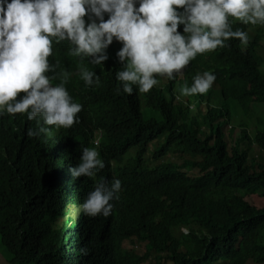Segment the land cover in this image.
Returning a JSON list of instances; mask_svg holds the SVG:
<instances>
[{
    "label": "trees",
    "instance_id": "1",
    "mask_svg": "<svg viewBox=\"0 0 264 264\" xmlns=\"http://www.w3.org/2000/svg\"><path fill=\"white\" fill-rule=\"evenodd\" d=\"M229 20L233 30L254 34L246 52L231 39L218 47L223 52L197 54L166 85L160 86L158 76L147 93L136 87L131 95L122 88L116 92L122 44H111L101 65L87 56L72 58L65 43L55 46L49 62L59 61L56 72L71 74L65 87L82 105L78 122L49 126L51 136L29 138L35 120L0 111V235L10 264H145L152 253L155 264H264V208L246 201L255 194L264 198V164L251 159L248 149L257 145L264 152V131L252 139L242 130L231 151L223 131L234 111L247 113L255 100L264 104L263 59L256 53L264 29ZM81 64L99 76L98 86L80 78ZM205 71L216 76L208 92L179 95L182 85L190 87ZM193 104L203 116L193 114ZM163 137L153 158L172 153L181 163L151 167L149 147ZM81 146L96 148L105 162L95 178L74 179L69 171L79 163ZM187 167L200 169V175L181 170ZM100 177L121 181L111 214L81 211L75 218L72 210ZM128 242L146 252L130 249Z\"/></svg>",
    "mask_w": 264,
    "mask_h": 264
},
{
    "label": "clouds",
    "instance_id": "2",
    "mask_svg": "<svg viewBox=\"0 0 264 264\" xmlns=\"http://www.w3.org/2000/svg\"><path fill=\"white\" fill-rule=\"evenodd\" d=\"M230 17L253 27L260 24L257 31H263L264 0H0V111L26 113L28 120H35L37 127L27 131L29 138L51 136L49 126L71 128L82 105L66 90L71 74L56 72L59 61L49 62L57 44H67L72 58L87 56L97 65L108 60L111 44H122L116 53L122 64L115 73L116 92L122 88L131 95L136 87L147 93L158 84V76H181L197 54L223 52L218 47L231 39L246 52L255 38L233 30ZM263 38L258 39V56ZM78 75L87 86L100 84L99 76L82 64ZM57 78L60 83L53 85ZM215 80L211 72L197 73L190 87L181 86L179 95L204 94ZM21 92L26 95L17 100ZM80 150L79 163L70 173L74 179L95 178L106 167L104 160L94 147ZM120 190L119 179L100 177L79 210L107 217L113 208L110 201L118 199ZM81 252L86 254L85 249Z\"/></svg>",
    "mask_w": 264,
    "mask_h": 264
},
{
    "label": "rangeland",
    "instance_id": "3",
    "mask_svg": "<svg viewBox=\"0 0 264 264\" xmlns=\"http://www.w3.org/2000/svg\"><path fill=\"white\" fill-rule=\"evenodd\" d=\"M260 28V24L254 25L255 31H257ZM250 35V34H249ZM254 35V34H252ZM115 42H117L116 39H114ZM259 56L262 57L264 61V38L262 45L260 49L258 50ZM264 67V63H263ZM160 86L161 85H166L168 83L166 77H162L159 81ZM216 86L215 88H217ZM213 103L217 104V97L214 95L212 97ZM193 114L194 115H204V110L203 109H198V107L193 104L191 106ZM231 110H233L232 106L230 105ZM244 130L248 133V135L253 139L255 136V133L257 131H264V104L261 102H257V104H254L252 102L249 103V109H247V113H245L243 110H237L233 112V116L229 122L224 128L223 131L226 135V139L228 141V146L229 150L231 151V148L234 147L235 145V139L236 136L240 134V132ZM165 142V137L162 139L152 143L149 147V152L146 155V159L151 167L157 166L163 162H176L178 164L181 163V161L172 153H169L163 157H161L158 160H155L153 158V153L156 150V148L160 147L163 143ZM243 147H247L246 145H243ZM249 149V154L251 159H256L258 162L264 164V152H262L257 145H252L248 147ZM184 169L183 171L186 172L189 176H197L200 174L198 169H190V168H182ZM246 201L249 202L252 206H255L258 209L264 208V198L261 197L260 195H250L246 197ZM80 210L74 209L71 212V215L74 216L75 218L79 216ZM188 230V229H185ZM182 233H184L181 230ZM185 234V233H184ZM129 245L130 249H134L136 251H139L141 253L146 252V248L141 245V244H135V243H127ZM7 252L4 248L3 245V240L0 235V264H10L7 260ZM154 253L150 255L148 259H146L145 264H155V259H154ZM167 264H173L171 262H168ZM249 264H254V263H249Z\"/></svg>",
    "mask_w": 264,
    "mask_h": 264
},
{
    "label": "built area",
    "instance_id": "4",
    "mask_svg": "<svg viewBox=\"0 0 264 264\" xmlns=\"http://www.w3.org/2000/svg\"><path fill=\"white\" fill-rule=\"evenodd\" d=\"M183 232L188 233V231H185V229H183Z\"/></svg>",
    "mask_w": 264,
    "mask_h": 264
}]
</instances>
